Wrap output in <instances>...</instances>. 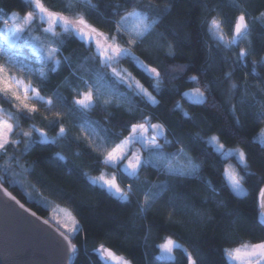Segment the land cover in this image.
<instances>
[{"label":"snow or ice","instance_id":"obj_1","mask_svg":"<svg viewBox=\"0 0 264 264\" xmlns=\"http://www.w3.org/2000/svg\"><path fill=\"white\" fill-rule=\"evenodd\" d=\"M99 2L60 0L57 9L55 3L48 5L45 0H24L23 14L17 11L0 14V37L4 41L0 45V60L6 61L0 62V159L6 158L4 164L0 165V172L10 178L12 185H19L25 190V195L31 199V193L25 189V179L35 172V163L22 164L21 158L40 145L59 146L70 138L85 142L86 147L97 154V163L113 171L105 173L103 169H98L100 175L96 177L88 176L87 172L84 175L88 176L91 185L97 186L93 190L118 201L122 209L131 208L135 198L133 226L137 231L144 232L142 244L145 247L153 239L152 225L145 228L137 225L139 221L147 220L153 209L158 213L161 209L166 210L164 219L170 225L181 223L177 216H192L201 224L211 223L215 220L212 215L214 210H227L229 207V200L222 194L227 193L232 200L247 198L251 193L244 185L255 177L258 182V226L261 235H264V175L251 170L249 153L239 146L226 147L220 139L223 132L219 135L202 132L187 137L177 135L173 124L160 119V113L156 111L161 104L157 95L162 96L165 80L172 84L178 77L170 73L177 68L184 71L187 65H173L171 69L164 68L162 64L153 66L137 56L135 49L143 48L148 53L163 51L166 57H175L174 44L167 40L164 32L158 31L163 26L173 36L176 35V29L163 24L164 19L171 14L173 0H157L156 3L152 0L148 3L125 0L123 5L113 0L111 4L105 5L106 9H110L108 14L100 13L108 32L89 23V17L99 12ZM159 3H163L164 7H159ZM230 6L235 9L236 15L222 18L214 6L209 7L205 2L203 8L207 15L202 13L201 26L207 30L217 50L234 53L233 56L221 57L233 69L223 74L221 82L229 83L227 103L235 123V135L244 127L238 109L246 120L254 119L264 124V78L260 79L256 91L251 90L246 78L239 84L233 79L235 69L247 67L249 58L257 55L249 37L256 23L264 27V12L253 16L248 11L246 0H231ZM82 9H87V12ZM214 12L216 14L212 15ZM177 27L182 28V25L178 23ZM225 27L229 29L227 33ZM72 42H78L82 50L73 49L65 55ZM208 47L211 54L212 46ZM24 49L30 50L32 60L22 59ZM122 63L129 64L136 75L121 67ZM251 63L253 72L259 76L255 69L257 65L264 66V55L260 56L259 61L251 60ZM64 71L68 72V76L64 77L62 85L56 86L47 96L43 94L52 75ZM199 71L205 76L208 73L205 67ZM13 72H23L29 78L28 81L14 76ZM33 79L38 81L39 86L31 82ZM187 82L196 85L180 93L182 98L190 101V106L207 105L209 96L206 93H211L213 85L218 83L215 80L206 81L201 87L199 75L188 76ZM61 87L71 93V98L64 95ZM173 91L179 93L178 88L173 87ZM5 103L10 105V109L3 107ZM141 103L144 107H141ZM41 107L45 110L41 120L47 123L37 127L34 121ZM245 108L248 112L243 111ZM175 110L199 127L197 118L189 115L179 101L173 105ZM96 112L103 117L102 121L92 119L91 114ZM117 113L128 119H120ZM21 120L31 121L27 130ZM65 120L71 121L76 129L74 137L65 126ZM113 124L115 127H110ZM49 131L55 132V135L50 137ZM170 136L172 139H169ZM251 142H259L261 166L264 167V127L252 137ZM201 143L212 145L221 160L219 172L222 182L218 186L202 175L206 162L192 155L199 150ZM21 146L22 150L17 153ZM168 148L175 151L168 152ZM55 155L58 160H65L60 153ZM73 155L80 157L79 152ZM57 159L46 163L56 165ZM233 159L235 164L230 162ZM210 167L217 168L215 164ZM150 170L164 179L153 182L148 178ZM117 172L120 173L119 177ZM193 180L199 181L206 192L201 203L211 207L197 208L188 192L177 191L178 188L188 187L185 181ZM121 181L127 183L122 186ZM0 191L20 208L24 207L4 188L2 181ZM169 192L172 196L166 199ZM157 205H161V209H157ZM41 206L47 210L46 205ZM31 215L36 217L35 212H31ZM224 218L229 220V225L221 238L231 244L233 241L229 233L235 231L241 216L238 212L225 211ZM72 221L75 227L70 232H82L83 228L75 217H72ZM51 222L54 221L43 220L45 225ZM56 232L60 237L57 243L71 260L78 254L77 246L59 227ZM185 243L173 238V235L164 236L162 242L154 245L159 252L157 259L170 264H205L206 258L200 247L193 244L189 250ZM92 251L101 264H131L130 260L117 255L104 244H99ZM177 251L181 253L179 261L175 254ZM221 251L224 264H264V239L254 242L239 240L235 246L224 247Z\"/></svg>","mask_w":264,"mask_h":264},{"label":"trees","instance_id":"obj_2","mask_svg":"<svg viewBox=\"0 0 264 264\" xmlns=\"http://www.w3.org/2000/svg\"><path fill=\"white\" fill-rule=\"evenodd\" d=\"M92 2L97 3L98 0H92ZM112 2L113 0H100L99 12L89 17V23L94 24L102 31L108 32L109 29L104 25L100 13L107 15L110 9H106L105 5ZM116 2L123 5L125 0H116ZM142 2L148 3L149 0H142ZM152 2L156 3L157 0H152ZM205 2L208 3L209 7L214 6L220 12L222 18L223 16L230 18L236 15L235 9L230 6L231 0H173L171 14L164 19L163 24L176 29V35L173 36L163 26L158 28V31L164 32L167 40L174 44L175 57L168 58L163 51L148 53L143 48L135 49V54L145 60L146 63H152L153 66L162 64L164 68L171 69L173 65H187L184 71H180L177 68L176 71L171 72L170 74L177 76L178 79L173 81L172 84L165 80L162 96L157 95V99L161 100V104L156 111L160 113V119L173 124L177 135L187 137L196 132L219 135L223 132V135L220 136L221 142L226 147L239 146L243 148L249 153L251 170L258 175H264V167L261 166V147L259 142L255 144L251 142L252 137L256 135L261 127H264V124L258 123L254 119L246 120L238 109V114L244 127L241 131L236 132L235 135L233 134L235 123L228 111L229 105L226 94L229 83L226 81L221 82L223 81V74L233 69L231 65L225 64L221 57L223 55L233 56L234 53H224L223 50H217L209 39L207 30L202 28V13L207 15L203 8ZM45 3L48 5L55 3L57 9L60 7V0H45ZM246 3L248 11L253 16H259L261 12H264V0H246ZM158 6L162 8L164 4L159 3ZM82 10L87 12V9ZM12 11L23 14L25 11L24 0H0V14H10ZM215 14V12L212 13V15ZM178 23L182 25V28L177 27ZM224 31L227 33L229 29L225 27ZM69 39L71 40V38ZM250 40L257 55L249 58L247 67L236 68L233 79L239 84L243 78H246L251 90L256 91L260 79L264 78V66H256L255 72L259 73V76H256L253 72L251 60L259 61L260 56L264 55V27L261 24L256 23L254 25ZM208 45L212 46L211 54H209ZM73 49H81L78 42L70 43L65 55L70 54ZM209 64L212 66L208 67ZM121 67L133 71V74L136 75V72L129 64L122 63ZM202 67L208 69L206 76L199 71ZM20 75L26 82L28 81L29 78L24 73H20ZM191 75H199L201 77V87L206 81L215 80L218 82L213 85L211 93H206L209 96L207 105L190 106V101L182 98L180 93L196 87V85L187 82L188 76ZM65 76H68L67 71L62 74H53L50 82L45 85L43 94L47 96L56 86L62 85ZM137 78L140 77L138 76ZM31 82L39 86L38 81L33 79ZM141 82L143 83L144 81L141 80ZM173 87L178 88L179 93L174 92ZM61 91L65 96L71 98V93L65 91L63 87H61ZM153 95H156V93H153ZM177 101L183 105L189 115L197 118L199 127L187 121L179 110L173 111V105ZM3 107L10 109V105L6 103L3 104ZM141 107H144L143 103H141ZM148 111H151V109H148ZM243 111L248 112V109L245 108ZM44 112V108L41 107L40 113L35 117L34 122L37 127H42L47 123L41 120ZM117 116L120 119H128V117L122 116L120 113H117ZM91 117L92 119L103 120L99 112L92 113ZM30 123L31 121L21 120L25 130H27ZM65 126L73 134V137L77 134L71 121L65 120ZM110 127L114 128L115 124L110 125ZM115 130L120 131L119 128H115ZM48 134L51 137L55 135V132L49 131ZM169 139H172V137L170 136ZM185 142L187 143L188 141L186 140ZM21 150L22 146L17 149V153ZM166 151L173 152L175 149L168 148ZM75 152L80 153L79 158L73 155ZM56 153L63 155L65 160H58ZM9 154L11 155L12 153L10 152ZM192 155L206 162L202 175L211 179L213 184L218 186L222 182V176L219 172L221 160L218 154L215 153L214 147L201 143L199 150L193 152ZM5 159H0V165L4 164ZM53 159H57L56 165L46 163V161ZM97 160V154L92 153L86 147L85 142H77L74 138L62 142L59 146L40 145L35 147L20 161L25 165L35 163V172L29 174L25 179V189L31 193V199L25 195V190L21 189L19 185H12L10 178L0 172V181L3 182V186L37 215L51 221L53 208L59 206L69 210L76 218L83 231L70 237L73 244L78 248V254L74 256L72 264H101L98 256L92 251L99 244H104L111 248L117 255L130 260L131 264H146V262L147 264H170L168 261L157 259L159 252L154 247V245L162 242V238L167 235L179 238L181 243L188 241L189 243H185V247H188L189 250H191V245H198L206 258L205 264H224L222 248L233 247L235 242L239 240L254 242L264 239V235H261V229L258 226L260 220L258 215L259 207L256 202L258 195L256 185L258 182L253 177L247 180L244 185L251 193L247 198L232 200L227 193L222 194L226 200H229V207L227 210H214L212 215L215 220L211 223L201 224L192 216H177L176 218L181 223L170 225L164 219L166 210L161 209V205H157V209H161V212L158 213L156 209H153L149 213L148 219L139 221L137 225L139 228L152 225L153 239L145 247L142 244L144 232L137 231L133 226L132 216L136 211L135 198L132 201L133 206L125 210L120 207L118 201L109 198L107 195L98 194V191L93 190L97 186L89 183L88 176L96 177L100 175L98 169H103L105 173L113 171L111 168L99 165ZM230 162L236 163L234 160ZM211 164H215L217 168L213 169L210 167ZM224 166L226 167L227 164H224ZM85 172L88 173V176L84 175ZM119 175L120 173L117 172L118 177ZM148 178L153 182L158 179H164L163 176L157 177L151 170L148 173ZM125 183L127 181H121L122 186ZM185 183L188 187L178 188V192H188L192 198L191 202L197 208L211 207V205L201 203V199L206 195V192L199 181H185ZM171 196L172 193L169 192L165 198L167 199ZM41 205H46L47 210ZM225 211L238 212L241 216V221L236 225L235 231L229 233L233 241L231 244L226 243L221 238L228 230L229 225V220L224 218ZM51 223L53 224V222ZM125 237H130V239H125ZM175 254L179 261L181 253L177 251Z\"/></svg>","mask_w":264,"mask_h":264},{"label":"water","instance_id":"obj_3","mask_svg":"<svg viewBox=\"0 0 264 264\" xmlns=\"http://www.w3.org/2000/svg\"><path fill=\"white\" fill-rule=\"evenodd\" d=\"M31 212L0 191V264H72L74 256L69 260L57 243V227L43 224L45 219Z\"/></svg>","mask_w":264,"mask_h":264},{"label":"rangeland","instance_id":"obj_4","mask_svg":"<svg viewBox=\"0 0 264 264\" xmlns=\"http://www.w3.org/2000/svg\"><path fill=\"white\" fill-rule=\"evenodd\" d=\"M249 39H250V37H249ZM3 43H4L3 38L0 37V45H2ZM21 57H22V59H25V60H32L33 59V56H32L29 49H24V51L21 53ZM0 62L6 63L5 60H0ZM20 73H23V72H13V75L17 76L20 79L25 81V79L20 75ZM69 213H70V215H69ZM72 217H74V216L72 215V213L69 210L62 208V207H59V206H56L55 208H53V216H52L51 221H54L53 224H55L57 227H59V229L61 231L65 232L70 237H73L75 235V233L70 232V229L75 227V225L73 224V221H72ZM237 264H238V262H237Z\"/></svg>","mask_w":264,"mask_h":264}]
</instances>
